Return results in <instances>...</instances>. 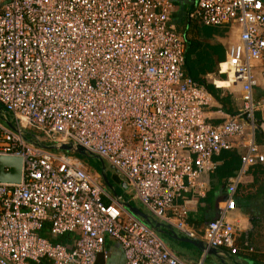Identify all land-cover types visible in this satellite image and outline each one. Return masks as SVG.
<instances>
[{"label":"built area","instance_id":"2783aa9c","mask_svg":"<svg viewBox=\"0 0 264 264\" xmlns=\"http://www.w3.org/2000/svg\"><path fill=\"white\" fill-rule=\"evenodd\" d=\"M171 10L170 0H0V106L11 117L0 116V156L21 159L19 183L0 182V264H94L106 237L123 264H185L62 143L98 156L147 214L180 234L231 255L254 251L226 213L247 171L264 163L254 138L264 99L253 98L251 69L259 61L264 79V0H196L187 15L239 32L243 58L230 70L241 107L219 123L204 115L206 86L182 70ZM233 149L240 164L224 206L198 233L191 206L206 194L213 156ZM64 234L70 244L53 242Z\"/></svg>","mask_w":264,"mask_h":264},{"label":"crops","instance_id":"0c3cea01","mask_svg":"<svg viewBox=\"0 0 264 264\" xmlns=\"http://www.w3.org/2000/svg\"><path fill=\"white\" fill-rule=\"evenodd\" d=\"M172 10L169 16L174 30L184 41V74L204 84L211 95V101L204 106L203 112L208 122L219 123L225 114H232L241 107L240 80H232L230 63L243 58V50L239 40V32L231 25H203L197 20L189 19L188 13L196 0H170ZM251 69L257 78L252 88L253 98L264 99V79L260 77L262 65L259 61L251 63ZM255 141L264 145V102L255 111ZM239 149L225 150L213 156L215 170L208 175V189L204 197L195 198L189 211L187 222L198 233L206 222L219 215L227 197V184L239 168ZM89 165V164H88ZM90 166V165H89ZM104 173L112 185L117 197L129 201L132 205L137 200L133 194L120 185V179L114 170L107 165ZM91 167V166H90ZM92 169L99 172L100 166ZM108 189V188H107ZM108 191L113 194V191ZM234 209L226 213L228 220L233 221L239 229V240L246 237L254 251L234 255L252 259L264 264V163L251 167L243 180L236 186ZM190 197L189 193L184 194ZM182 201L179 200L180 204ZM74 235L70 234L65 244H70ZM166 245L185 264H218V260L198 247L185 241L166 239ZM103 250L94 264H123V254L119 243L106 237ZM47 261V260H45ZM30 261L28 264H47ZM48 264H51L50 260Z\"/></svg>","mask_w":264,"mask_h":264},{"label":"water","instance_id":"95a60500","mask_svg":"<svg viewBox=\"0 0 264 264\" xmlns=\"http://www.w3.org/2000/svg\"><path fill=\"white\" fill-rule=\"evenodd\" d=\"M1 112H4L2 107L0 106V116H2ZM8 125H11L8 122ZM49 148H54L49 146ZM60 150L66 152H75L80 156H94L100 161V170L99 173L102 177V180L109 190L113 191V195L117 196L113 190L112 185L109 183L105 173H104V163L103 161L96 155L89 154L86 150L81 146L73 147L71 144L62 143L59 146ZM5 167L9 168V171H5ZM21 175V159L15 156H0V182L3 183H19ZM120 185L126 189L123 182L120 181ZM121 205L131 214L142 220L144 223L150 225L155 232L161 236L166 243V239H175L180 241H185L193 244L194 246L198 247L199 250L204 252V255L213 256L218 260V264H263L256 262L252 259L236 257L234 255L229 254L227 251L220 250L217 247H207L205 243L197 238V237H187L185 235L180 234L176 231L173 226L168 223H164L152 218L149 214H147L142 209L132 205L129 201H121ZM167 244V243H166Z\"/></svg>","mask_w":264,"mask_h":264},{"label":"rangeland","instance_id":"374dc122","mask_svg":"<svg viewBox=\"0 0 264 264\" xmlns=\"http://www.w3.org/2000/svg\"><path fill=\"white\" fill-rule=\"evenodd\" d=\"M1 114L3 116H5V119L4 120L11 121V117H10L9 114H7L5 112H1ZM0 120H2V119H0ZM80 157H82L91 167H93V166H101L100 165V161L96 157H94V156H84L83 155V156H80ZM104 165H105V169L108 170V168H109L107 166L108 164L104 163ZM112 170H113V168H112ZM133 203L135 204L136 207H138V208H140V209H142L144 211V208L141 205V203H140L139 200H135Z\"/></svg>","mask_w":264,"mask_h":264},{"label":"trees","instance_id":"16d2710c","mask_svg":"<svg viewBox=\"0 0 264 264\" xmlns=\"http://www.w3.org/2000/svg\"><path fill=\"white\" fill-rule=\"evenodd\" d=\"M69 237H70V234H64V235L58 236V237H56V238H54V239H52V240H53V242H57V243H61V244H65L66 241H68ZM43 260H44V261L47 260V261H45V262L48 264L49 259L44 258ZM43 260H42V262H43Z\"/></svg>","mask_w":264,"mask_h":264},{"label":"bare ground","instance_id":"6f19581e","mask_svg":"<svg viewBox=\"0 0 264 264\" xmlns=\"http://www.w3.org/2000/svg\"><path fill=\"white\" fill-rule=\"evenodd\" d=\"M75 153V152H74ZM76 154V153H75ZM76 155H78V154H76ZM79 157H80V155H78ZM82 158V157H81ZM104 163V162H103Z\"/></svg>","mask_w":264,"mask_h":264}]
</instances>
